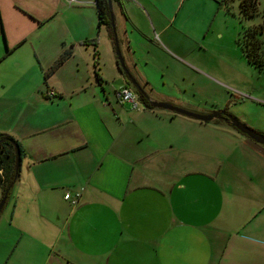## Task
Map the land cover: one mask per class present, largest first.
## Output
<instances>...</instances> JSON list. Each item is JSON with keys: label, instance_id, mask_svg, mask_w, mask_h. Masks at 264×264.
<instances>
[{"label": "crops", "instance_id": "1", "mask_svg": "<svg viewBox=\"0 0 264 264\" xmlns=\"http://www.w3.org/2000/svg\"><path fill=\"white\" fill-rule=\"evenodd\" d=\"M68 1L0 0V64L12 63L0 76V133L23 150L6 201L19 223L22 213L37 220L36 238L16 247L9 231L0 234V264H264V146L223 119L141 101L132 109L116 96L136 90L117 61L114 30L149 101L226 111L264 134L263 104L249 99L238 112V103L211 109L190 99L192 75H212L205 54L218 60L228 50L249 64L236 44L252 25L240 0H112L114 30L96 36L88 20L75 35L41 34L63 10L92 15L86 0ZM66 49L70 57L44 79ZM49 235L54 250L29 254ZM18 245L28 254L17 256Z\"/></svg>", "mask_w": 264, "mask_h": 264}, {"label": "rangeland", "instance_id": "2", "mask_svg": "<svg viewBox=\"0 0 264 264\" xmlns=\"http://www.w3.org/2000/svg\"><path fill=\"white\" fill-rule=\"evenodd\" d=\"M65 2L68 4L69 1L65 0ZM72 4H74V6L79 5L76 3H72ZM87 7H90V5H87ZM91 7L93 10L92 15H90L91 13H89L88 11L63 10L61 12V15H59L54 22L49 23L48 26L41 31V34H45V33L50 34L54 29H58L60 32H65V29L66 31L67 29H69L70 32H73L75 35V33L79 30V28L82 25H84V23H87L88 20H90L91 22L93 21L92 23L95 25V29H93L94 30L93 33L96 36L99 35L100 28H102L105 31L106 29L109 30L110 26L107 23L101 24L99 27L98 17L96 15L95 7L94 6ZM262 10L263 8L259 6V13L257 15H255L252 18L244 19V20H245V24H255V25L262 24L263 31L260 34V38L262 40V49L264 50V16L262 14ZM1 44L3 46L2 38H0V46ZM214 58H215V54H213V52L207 54V57L205 54L203 58H200L205 62L206 61L210 62L209 65L211 66L212 70H208V71L209 73H212L213 76L211 75L205 78L203 76L201 77L197 76L196 74L192 75L191 81L192 82L197 81L196 86L193 87L190 94V99L194 105H197V107L199 106L201 108L206 107V108L214 109L215 107H220L222 103L225 105L228 104L229 106L238 103L237 104L238 112H244L245 107L242 103L249 99H252V101L264 105V71H259L257 68L250 66L249 64L246 63L244 59H242L241 56H239L240 59L238 60L237 57L234 55V53L228 50H225L224 55L217 57L218 60H214ZM212 63L215 64L213 65ZM11 64H12L11 62H7V61H4L3 63L0 64V76H4L6 74V72L10 69ZM171 65L173 66V64ZM108 74L113 75L110 72V69L108 70ZM109 83L112 84L108 86L109 92L114 97L113 89L117 86V84H115L113 80ZM247 104H249L247 106H253L250 105L251 103H247ZM231 107L233 108L234 106ZM256 110H260L261 112H264V107L263 108L257 107ZM250 116H253V114H250ZM257 119L258 118L255 117L254 122H257ZM251 129L261 134L259 132L260 128H251ZM261 135L264 136V134ZM11 189L12 192L15 193V189L14 188ZM10 196H12L11 193ZM8 198H9V193L7 199ZM8 202L9 200L5 202V204L3 205L0 211V234L4 233L5 231L10 232L11 237L9 239L11 241L14 240L11 243V248H13L16 247L17 242L20 241V239H21L20 242L21 244L24 242V239H27L29 241L30 237L36 238L35 235H37V228H35L34 221L37 220L35 216L36 214L28 215L27 213H22V216L24 217L27 216V218L25 222L19 223V218L16 217L11 218L12 214L10 210V203ZM30 218L33 221L30 224H28L27 221ZM30 226H32L33 228L28 232ZM49 236L47 237L48 241L47 240L45 241V237H44L45 244L32 240L31 242H34L35 244L37 243L39 244L36 246L32 245L31 248L29 247V254L31 253L38 254L42 252V250L45 251V253L49 250L50 251L54 250L55 244L53 243V241H50L52 237ZM41 244L44 246H40ZM5 245L6 244H4L3 242L0 243V251L2 250V247H4ZM19 245L16 248L17 256L18 255L24 256L25 254L27 255L28 254L27 246L26 245L19 246ZM30 264H41V263L38 260L32 259Z\"/></svg>", "mask_w": 264, "mask_h": 264}, {"label": "trees", "instance_id": "3", "mask_svg": "<svg viewBox=\"0 0 264 264\" xmlns=\"http://www.w3.org/2000/svg\"><path fill=\"white\" fill-rule=\"evenodd\" d=\"M240 14L244 19H249L254 17L259 13V0H240L239 1ZM96 10L98 16V25L109 24L110 22V12L108 8L107 0H96ZM264 16V7L262 10ZM263 31L262 24L259 25H248L243 26L240 34L236 39V44L240 48L243 56L246 58L247 62L257 68L259 71H264V50L262 49V40L260 34ZM94 41V40H91ZM71 50L66 49L60 55V57L55 61V63L44 72V79L49 77V75L54 72L68 57L71 55ZM140 101L145 107L153 109L151 106L147 93L144 91L142 93L136 90ZM224 115L231 116L228 112H222ZM233 117V116H232ZM18 146L21 156L23 155V150L21 146L9 135L0 133V188L2 195L8 190V193L15 183L19 175V168L16 170V147Z\"/></svg>", "mask_w": 264, "mask_h": 264}, {"label": "water", "instance_id": "4", "mask_svg": "<svg viewBox=\"0 0 264 264\" xmlns=\"http://www.w3.org/2000/svg\"><path fill=\"white\" fill-rule=\"evenodd\" d=\"M111 7H112V0H108V8L110 10H111ZM110 22L114 30V24H113L111 12H110ZM113 42H114V47H115V54H116L119 66L121 68V71L127 76V78L129 79L130 83L133 85L135 90H137L140 93L144 92L143 88L134 78L132 72L127 68L124 62V58L119 48V40L117 38L115 30H114V35H113ZM149 102L153 108H160V109L168 110V111H171L177 114H182L188 117H192L194 119L204 121V122L211 121L214 118L223 119L225 122H227L230 126L235 128L240 133L244 134L245 136H247L248 138H250L257 144L264 146V136L259 134L257 131L251 129L244 123L240 122L237 118L224 115L222 114V112H212L210 114H199V113L191 112L186 109L180 108L178 106L172 105L168 102H158V101H149ZM15 147H16V170H17L20 165L21 154H20L18 146H15ZM7 196H8V190L3 194V196L0 199V211L6 202Z\"/></svg>", "mask_w": 264, "mask_h": 264}, {"label": "built area", "instance_id": "5", "mask_svg": "<svg viewBox=\"0 0 264 264\" xmlns=\"http://www.w3.org/2000/svg\"><path fill=\"white\" fill-rule=\"evenodd\" d=\"M70 1L84 2V0H70ZM85 3L96 6V0H86ZM116 96L118 100H120V102L129 104L132 109H138L141 106L138 94L127 86L117 91ZM64 196L66 199L70 198V195L68 193H66ZM77 198L78 196L76 195L75 198L71 199L72 202L75 203Z\"/></svg>", "mask_w": 264, "mask_h": 264}, {"label": "flooded vegetation", "instance_id": "6", "mask_svg": "<svg viewBox=\"0 0 264 264\" xmlns=\"http://www.w3.org/2000/svg\"><path fill=\"white\" fill-rule=\"evenodd\" d=\"M108 1V0H107Z\"/></svg>", "mask_w": 264, "mask_h": 264}]
</instances>
